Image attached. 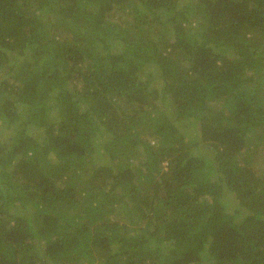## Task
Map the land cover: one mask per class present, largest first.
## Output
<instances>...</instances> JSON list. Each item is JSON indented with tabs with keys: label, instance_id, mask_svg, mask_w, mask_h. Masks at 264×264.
Wrapping results in <instances>:
<instances>
[{
	"label": "trees",
	"instance_id": "trees-1",
	"mask_svg": "<svg viewBox=\"0 0 264 264\" xmlns=\"http://www.w3.org/2000/svg\"><path fill=\"white\" fill-rule=\"evenodd\" d=\"M0 264H264V0H0Z\"/></svg>",
	"mask_w": 264,
	"mask_h": 264
},
{
	"label": "rangeland",
	"instance_id": "rangeland-1",
	"mask_svg": "<svg viewBox=\"0 0 264 264\" xmlns=\"http://www.w3.org/2000/svg\"><path fill=\"white\" fill-rule=\"evenodd\" d=\"M182 1H183V0H182ZM116 15H117V13L113 15V18H114V19H115ZM117 16H118V15H117ZM166 104H169V102H167ZM258 141H259V140H257V138H256L255 143L253 142V146H255L256 144H258ZM253 146H252V147H253ZM104 164H106V162H105V161H101V163H98V164L95 165V168H97V169H98L99 167H100V168H104V166H105ZM105 179H106L107 182H109L108 180H110L111 178H108V179H107V175H105ZM117 213H118V212H117ZM116 217H117V216H116ZM117 218L120 219L121 221H123V215H122V214H118V217H117Z\"/></svg>",
	"mask_w": 264,
	"mask_h": 264
}]
</instances>
